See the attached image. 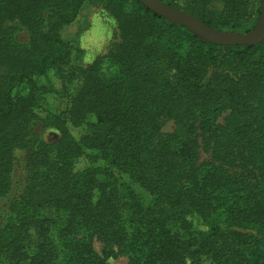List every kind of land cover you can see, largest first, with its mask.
<instances>
[{"label":"trees","instance_id":"obj_1","mask_svg":"<svg viewBox=\"0 0 264 264\" xmlns=\"http://www.w3.org/2000/svg\"><path fill=\"white\" fill-rule=\"evenodd\" d=\"M85 1L0 0V264H105L93 238L127 264H264V40L214 45L137 0H105L119 41L79 70L65 118L40 119V79L74 77L59 33ZM159 1L218 31L253 15L251 0ZM16 150L25 179L6 204ZM189 218L207 231L192 237Z\"/></svg>","mask_w":264,"mask_h":264},{"label":"rangeland","instance_id":"obj_2","mask_svg":"<svg viewBox=\"0 0 264 264\" xmlns=\"http://www.w3.org/2000/svg\"><path fill=\"white\" fill-rule=\"evenodd\" d=\"M253 15L248 21L240 22L235 27H230L216 32L225 33L228 35L242 36L251 32L259 17L256 16L257 8L260 6L259 0H251ZM181 9V6H178ZM183 13L188 14L178 8H175ZM190 15V14H188ZM192 16V15H191ZM70 47L71 60L70 66L75 72L73 79L67 82L54 71H49L48 74L40 79L41 87V109L36 111L40 119H44L47 115L66 117V112L69 108L71 98L76 94L80 87L81 80L79 78V70L94 62L97 58L107 54L111 47L119 41V33L117 24L110 13L105 0H86L81 8L77 19L69 26L63 28L59 33ZM21 42L26 39L25 34L17 35ZM225 115L219 118V122L223 121ZM40 123V124H39ZM35 132H38L41 139L45 142L53 141L57 132L53 127H43L41 120L39 121ZM70 134L75 140H78L84 133V128H76L68 125ZM173 130L171 122H165L162 128V133H170ZM14 166L11 173V188L3 203H9L12 199L19 196L24 184L25 171V152L16 150L14 152ZM206 155L201 154V159H205ZM103 166V163L98 164ZM87 167L86 161L81 158L75 164V170L81 171ZM118 184H122L123 190H133L124 177H116ZM188 222L191 225L190 233L192 237L197 234L207 231L206 224L189 218ZM170 230L183 239H188V233L183 232L177 225L170 224ZM92 247L95 253L104 260L105 264H127L125 255L118 254L115 247H105L104 244L96 239L91 240Z\"/></svg>","mask_w":264,"mask_h":264},{"label":"water","instance_id":"obj_3","mask_svg":"<svg viewBox=\"0 0 264 264\" xmlns=\"http://www.w3.org/2000/svg\"><path fill=\"white\" fill-rule=\"evenodd\" d=\"M157 16L199 34L208 43L220 46H251L264 40V0H261L260 16L255 28L246 35H228L216 32L191 15L172 8L159 0H137Z\"/></svg>","mask_w":264,"mask_h":264}]
</instances>
